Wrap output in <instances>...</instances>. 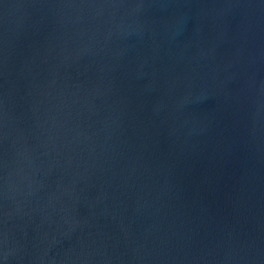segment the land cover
<instances>
[{"label": "water", "instance_id": "1", "mask_svg": "<svg viewBox=\"0 0 264 264\" xmlns=\"http://www.w3.org/2000/svg\"><path fill=\"white\" fill-rule=\"evenodd\" d=\"M0 264H264V0H0Z\"/></svg>", "mask_w": 264, "mask_h": 264}]
</instances>
